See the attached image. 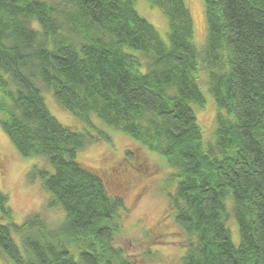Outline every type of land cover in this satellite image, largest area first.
<instances>
[{
	"label": "trees",
	"instance_id": "1",
	"mask_svg": "<svg viewBox=\"0 0 264 264\" xmlns=\"http://www.w3.org/2000/svg\"><path fill=\"white\" fill-rule=\"evenodd\" d=\"M149 1L167 19L166 41L135 0H0V127L22 156L43 159L27 178L64 211L55 225L41 212L0 223L5 264H133L114 244L123 198L76 160L93 134L59 122L43 91L98 136L109 139L92 116L173 169L182 264H264V0H203L200 47L184 0ZM200 70L217 109L208 143L192 106L205 101ZM0 213L11 219L1 189Z\"/></svg>",
	"mask_w": 264,
	"mask_h": 264
},
{
	"label": "rangeland",
	"instance_id": "2",
	"mask_svg": "<svg viewBox=\"0 0 264 264\" xmlns=\"http://www.w3.org/2000/svg\"><path fill=\"white\" fill-rule=\"evenodd\" d=\"M54 1V0H48ZM193 20V39L198 47L206 35L203 0H184ZM135 9L151 22L163 40H167L168 24L162 10L149 0H135ZM33 26H37L34 21ZM199 85L204 94V104L192 105L201 128L204 142L214 135L216 105L207 90L206 74L198 72ZM49 112L64 126L85 132L93 138L76 154V160L85 168L98 172L108 191L119 194L126 209L121 212V230L114 236V244L124 251L133 264H182L187 235L175 222L167 193L173 192L175 181L169 176L173 169L167 166L159 154L125 134L92 116L95 126L109 139L98 136L94 129L62 108L49 91H43ZM129 151L130 154H126ZM43 164L39 157L22 156L0 127V189L8 196L12 209L11 219L1 216L0 223L21 222L33 212H41L48 224L55 225L64 215L58 206L48 207L49 193L38 179L30 181L27 173L33 163ZM229 206V203H228ZM234 243L238 242V228L234 217L226 222ZM22 251L17 233H12ZM0 264H5L0 259Z\"/></svg>",
	"mask_w": 264,
	"mask_h": 264
}]
</instances>
